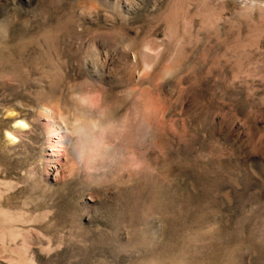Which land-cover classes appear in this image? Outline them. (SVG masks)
<instances>
[{
  "label": "rangeland",
  "instance_id": "1",
  "mask_svg": "<svg viewBox=\"0 0 264 264\" xmlns=\"http://www.w3.org/2000/svg\"><path fill=\"white\" fill-rule=\"evenodd\" d=\"M69 89L119 154L60 151ZM0 264H264V0H0Z\"/></svg>",
  "mask_w": 264,
  "mask_h": 264
},
{
  "label": "bare ground",
  "instance_id": "2",
  "mask_svg": "<svg viewBox=\"0 0 264 264\" xmlns=\"http://www.w3.org/2000/svg\"><path fill=\"white\" fill-rule=\"evenodd\" d=\"M126 1H128V0H126ZM60 28H61V25H60ZM64 33H66V32H64ZM63 55H65V54H63ZM109 60H110V57L108 55H106L104 57L103 61L105 63H107V61H109ZM62 64H65V62H63ZM76 65H77V63H76ZM55 66H56V64H55ZM57 67H58V65H57ZM54 71H55V69H54ZM61 73H63V72H61ZM54 74L55 73H53L52 75H54ZM56 75H57V73H56ZM68 91H69V95H70V97H69L70 108H67V107L61 108L60 101L55 100L53 102L48 103L47 105H43L38 110V118L44 124V127H46L45 128L46 132H48V134L51 132H56V134L53 137H51V139H53V140L55 139L56 141H59L60 145L58 147L62 148L60 151L61 152L62 151L67 152L68 151L69 145L71 144V142L73 140V136H74L75 137L74 139H76L77 141H81V143H83V144H81L82 145L81 148L77 149L78 150L77 152L82 156V158L84 160H85V158H86V160H88V159L96 160V159H100V158L103 159L104 157H108V155L111 153V151H114V150H116L117 153L119 154L122 151V147H118L113 143H108V141H104L103 140L104 138L102 139V137H105V136H102L100 134L101 133V131H100L101 122L105 116L109 115V110H106L105 107H104V109H102L101 108L102 106L100 107L99 104H96L95 103L96 101L93 102L94 100L91 101V99L88 95L78 94L74 91H71L70 89ZM136 107L137 108H135V110H132V112L127 117L126 127L128 130H138L141 128L142 123L136 125L137 113L141 117L145 118V112H144V110H142L141 106L137 105ZM95 110H96V112H95ZM98 135H99V137H98ZM89 146H91V147L95 146V149H97V147H98L97 151H95V149H94V151H93L94 155L92 157L88 156V153H90L92 151V149L89 148ZM50 151L51 152L55 151L57 153L59 152L58 150H52V149H50ZM126 151H128L126 154L131 153V155H132V152H131L132 148L128 147V149ZM122 154H124L122 157L115 160V164L119 165L120 162L123 163L122 169L120 168L121 170L119 172V176H121V175L124 176V174L127 171L126 169H128V167H131V165L133 164V161H134V159L131 156H130V158H129V156H126L125 152H123ZM60 156L61 155H54V154L50 155V157H53L56 159H59ZM135 156H138V155H135ZM73 160L75 162H80V161L76 160L74 156H73ZM62 167H64V165ZM119 167H121V166H119ZM72 171H75V164L70 167V173L71 174H72Z\"/></svg>",
  "mask_w": 264,
  "mask_h": 264
},
{
  "label": "clouds",
  "instance_id": "3",
  "mask_svg": "<svg viewBox=\"0 0 264 264\" xmlns=\"http://www.w3.org/2000/svg\"><path fill=\"white\" fill-rule=\"evenodd\" d=\"M72 155L75 157L76 160H78V161L83 163V158L77 151H73Z\"/></svg>",
  "mask_w": 264,
  "mask_h": 264
}]
</instances>
